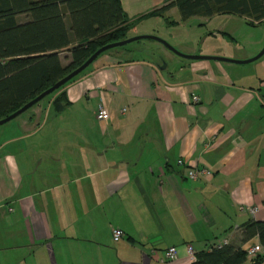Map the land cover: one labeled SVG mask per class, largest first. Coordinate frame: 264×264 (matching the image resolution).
<instances>
[{"label": "crops", "instance_id": "0c3cea01", "mask_svg": "<svg viewBox=\"0 0 264 264\" xmlns=\"http://www.w3.org/2000/svg\"><path fill=\"white\" fill-rule=\"evenodd\" d=\"M165 1L122 3L135 17ZM224 30L199 28L190 43L160 36L232 58L262 47L239 49ZM261 57L188 58L157 39L112 47L58 92L63 111L53 100L1 124L0 264H189L187 244L259 242H243L240 225L264 219ZM102 100L107 119L98 117ZM180 158L212 176L191 179ZM115 227L126 232L119 240ZM170 245L176 258L165 256Z\"/></svg>", "mask_w": 264, "mask_h": 264}, {"label": "trees", "instance_id": "16d2710c", "mask_svg": "<svg viewBox=\"0 0 264 264\" xmlns=\"http://www.w3.org/2000/svg\"><path fill=\"white\" fill-rule=\"evenodd\" d=\"M172 6L183 18L234 13L251 23L264 20V0H166L135 17H129L122 0H0V119L78 67L100 46L130 36V29L142 19L162 15ZM24 13L30 18L21 21ZM79 74L54 91L60 92ZM62 98L58 93L54 100L58 110L66 106ZM240 227L243 242L257 236L264 246V219L251 218ZM219 243L196 251L189 264H240L248 257L241 244ZM263 259L264 253H258L252 260Z\"/></svg>", "mask_w": 264, "mask_h": 264}, {"label": "rangeland", "instance_id": "374dc122", "mask_svg": "<svg viewBox=\"0 0 264 264\" xmlns=\"http://www.w3.org/2000/svg\"><path fill=\"white\" fill-rule=\"evenodd\" d=\"M29 18L30 15L27 13L21 14L19 16V19L21 21H25ZM174 20L180 21V23ZM137 25L139 26H136V29L133 30L134 31L133 33H136L134 35L148 33V34H156L160 36V34L166 35L168 31L169 33L170 31H172L175 35H178V38L181 37L182 42H186V43L188 42L190 43L192 42L193 39H195L196 31L199 28L202 27L209 28L211 31L212 29H216V27H220L225 29L227 32H230L227 33L228 38H230L227 39L228 43H231L232 45H236V47L239 49H252V47L256 48V46H258L261 42H263V44L262 47L258 50V52L264 47V20H262L261 22L251 23L248 17L234 13H225V14L217 13L215 17L213 16L211 18H209L208 15L196 14L190 16L186 21H181V12L177 6H174L173 8H170V10H168L166 15L159 14L156 15L155 17H146L142 21L138 22ZM199 39H200L199 44H201L199 47L203 48L205 41L204 40L202 41V38ZM199 39L197 41H199ZM152 40L154 39L146 37V38L134 40L129 44L141 45L147 42H151ZM207 40L208 39H206V42ZM171 41L174 42L175 40L171 39ZM174 43L172 44L176 46ZM176 48L179 49L180 51L185 52L184 50L180 49L177 46ZM63 54L66 53L64 52ZM259 58L256 61H252V62H260L263 57L260 56ZM238 59H244V58H238ZM164 62L165 61H163L161 66L164 64ZM57 94H58L57 91H53L32 106H36V104L53 106L52 101L55 100ZM61 111H63V109L59 110L58 112ZM26 112L28 111H25L24 113ZM59 114L60 113H58L57 116ZM60 118L61 117L57 118L56 120H60Z\"/></svg>", "mask_w": 264, "mask_h": 264}, {"label": "water", "instance_id": "95a60500", "mask_svg": "<svg viewBox=\"0 0 264 264\" xmlns=\"http://www.w3.org/2000/svg\"><path fill=\"white\" fill-rule=\"evenodd\" d=\"M146 37L160 40L168 48H170L173 51H175L176 53H178V54H180L182 56L188 57V58L221 59V60H229V61H234V62H239V63H246V62H250V61H253V60L257 59V58H259L260 56H262L264 54V47L257 54H255L254 56H251V57L245 58V59H238V58H232V57H228V56L214 55V54L185 53V52L180 51L179 49H177L176 46H174L167 39H165V38H163V37H161L159 35H156V34H148V33H146V34H137V35L128 36L126 38H123V39H120V40H116V41H112V42H109V43H106V44L100 46L97 50H95L78 67H76L73 70H71L68 74H66L65 76H63L59 80H57L53 85H51L50 87H48L45 90H43L42 92H40L38 95H36L35 97H33L32 99L27 101L24 105H22L20 108H18L17 110L12 112L11 114L1 118L0 119V125L5 123V122H7V121H9V120H11V119H13L17 115H19L20 113H22L23 111L27 110L29 107H31L32 105H34L35 103L40 101L42 98H44L45 96H47L48 94L53 92L55 89H57L61 85L65 84L68 80H70L71 78H73L74 76L79 74L81 71H83L88 65H90L105 50H107L109 48H112V47L125 45V44H128V43H130V42H132L134 40L141 39V38H146ZM165 66H166V61L164 62V64L162 66L160 64V67H165Z\"/></svg>", "mask_w": 264, "mask_h": 264}, {"label": "built area", "instance_id": "2783aa9c", "mask_svg": "<svg viewBox=\"0 0 264 264\" xmlns=\"http://www.w3.org/2000/svg\"><path fill=\"white\" fill-rule=\"evenodd\" d=\"M192 100L194 102H197L200 100L199 94L194 93L192 95ZM98 117L100 119H107L110 116V111L107 103L105 101H101L98 104V109H97ZM180 164H186L188 167L187 174L188 177L191 179H200V178H209L212 176V170L206 166H199L196 164H190L186 163L183 158H180L179 160ZM251 211H255V207H250ZM125 230L121 227H115L113 228V238L114 240H119L125 235ZM229 239L224 238L219 245L228 243ZM248 253V257L251 259H254L257 257L258 253H264V246L261 245L260 242H256L254 244L249 245L248 247L245 248ZM187 250L191 254V256L195 259V248L192 244H187ZM165 256L167 258H176L178 256V249L175 245H170L169 247L166 248L165 250Z\"/></svg>", "mask_w": 264, "mask_h": 264}]
</instances>
